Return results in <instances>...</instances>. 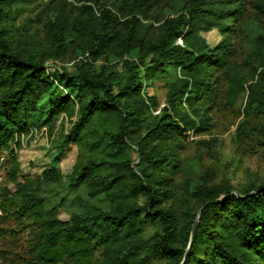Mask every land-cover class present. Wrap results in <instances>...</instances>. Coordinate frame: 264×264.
<instances>
[{
	"label": "trees",
	"instance_id": "1",
	"mask_svg": "<svg viewBox=\"0 0 264 264\" xmlns=\"http://www.w3.org/2000/svg\"><path fill=\"white\" fill-rule=\"evenodd\" d=\"M34 2L0 0V264H264V180L178 178L188 133L245 93L236 139L264 145V28H244L264 21V0H180L164 16L175 0H46L43 39L15 24ZM67 52L70 65L47 64ZM167 74L154 114L147 89ZM60 117L71 125L52 162L23 173L21 136ZM69 144L79 155L62 175ZM45 186L82 189L79 211L60 218Z\"/></svg>",
	"mask_w": 264,
	"mask_h": 264
},
{
	"label": "rangeland",
	"instance_id": "2",
	"mask_svg": "<svg viewBox=\"0 0 264 264\" xmlns=\"http://www.w3.org/2000/svg\"><path fill=\"white\" fill-rule=\"evenodd\" d=\"M46 0H35L30 9L19 17L15 24L16 28H27L30 34L37 39H43L41 22L38 18V4H44ZM180 5V0H175L171 7L164 8V15H173ZM42 7V5H41ZM29 18L32 21L29 22ZM244 28L249 34H254L264 28V21L254 18L252 15L246 20ZM21 30V29H20ZM207 42L215 45L220 35L215 30L202 33ZM63 60L52 62L47 60V64L70 65L73 61L71 52H67ZM102 60H98L97 64ZM170 77L167 74L165 79H154L147 89L150 95H154L158 107L153 113L159 112L166 99V80ZM246 93L241 96L233 108L215 105L209 112L210 118L208 130L200 134L190 131L186 136V147L181 153L182 168L178 173L179 179L198 180L205 178L209 182L228 181L233 186H242L251 181L264 180V145L256 144L253 147H245L236 139V129L240 121L245 117L244 101ZM74 118H72L73 120ZM71 119H61L57 121L55 129L49 133L46 128L32 129L28 135H22L20 147L16 150L20 160L23 173L38 174L42 172L51 162L57 153L55 147L61 134L66 132ZM264 122V120H263ZM258 132V131H257ZM257 136L260 137L259 132ZM261 142V141H260ZM133 154V153H132ZM79 149L74 144H69L62 150L57 166L62 175L70 172L74 164ZM134 156V154H133ZM2 171L0 170V179ZM82 189L71 193L65 192L62 187H44V198L46 206L59 205V217L66 219L70 213L79 211V199ZM92 202L100 204L98 200Z\"/></svg>",
	"mask_w": 264,
	"mask_h": 264
},
{
	"label": "water",
	"instance_id": "3",
	"mask_svg": "<svg viewBox=\"0 0 264 264\" xmlns=\"http://www.w3.org/2000/svg\"><path fill=\"white\" fill-rule=\"evenodd\" d=\"M235 194H238L237 192H233ZM218 200L220 199H214L212 201H206L201 207L200 209H202L204 206L208 205L209 203L211 202H217ZM199 209V210H200ZM196 226H197V218L194 220V223H193V226H192V229H191V233H190V240H189V243H188V247L190 246L191 242H192V239H193V236H194V232H195V229H196Z\"/></svg>",
	"mask_w": 264,
	"mask_h": 264
}]
</instances>
